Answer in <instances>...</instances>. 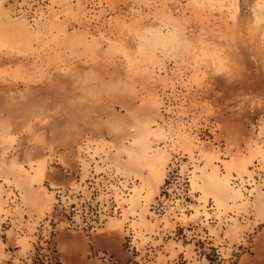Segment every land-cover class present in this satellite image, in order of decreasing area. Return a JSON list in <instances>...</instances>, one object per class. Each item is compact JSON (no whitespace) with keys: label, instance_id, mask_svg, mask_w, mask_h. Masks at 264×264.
Here are the masks:
<instances>
[{"label":"rangeland","instance_id":"obj_1","mask_svg":"<svg viewBox=\"0 0 264 264\" xmlns=\"http://www.w3.org/2000/svg\"><path fill=\"white\" fill-rule=\"evenodd\" d=\"M73 158L69 184L40 181ZM0 201V219L15 207L120 228L126 246L176 222L224 259L250 248L264 229V0H0Z\"/></svg>","mask_w":264,"mask_h":264},{"label":"crops","instance_id":"obj_2","mask_svg":"<svg viewBox=\"0 0 264 264\" xmlns=\"http://www.w3.org/2000/svg\"><path fill=\"white\" fill-rule=\"evenodd\" d=\"M72 162V168L42 169L40 181L66 186L72 175L79 173V160L73 158ZM0 205L4 208L3 201ZM177 225L175 222L167 228L168 235L172 236H154L148 244L138 242L126 246L125 233L120 228L76 229L63 221L50 225L27 209L12 207L0 219V264H31L37 243L44 247L45 264H102L91 256L92 250L110 254L119 264H211L209 251H213V247L219 255L217 264H264V229L257 231L250 248L237 255L230 252L224 259L225 255L214 243L210 248L189 242L181 234L173 235ZM52 249L55 260L51 259Z\"/></svg>","mask_w":264,"mask_h":264},{"label":"built area","instance_id":"obj_3","mask_svg":"<svg viewBox=\"0 0 264 264\" xmlns=\"http://www.w3.org/2000/svg\"><path fill=\"white\" fill-rule=\"evenodd\" d=\"M50 249V248H48ZM91 256L98 258L102 264H119V262L110 254L101 251H91ZM51 259L55 260L53 249L51 251Z\"/></svg>","mask_w":264,"mask_h":264}]
</instances>
